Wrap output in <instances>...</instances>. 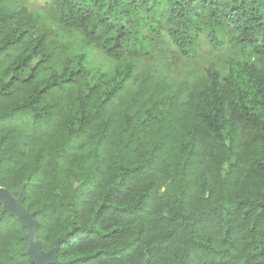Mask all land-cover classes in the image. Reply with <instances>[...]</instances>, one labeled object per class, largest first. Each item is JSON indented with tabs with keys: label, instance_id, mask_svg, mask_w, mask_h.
Wrapping results in <instances>:
<instances>
[{
	"label": "trees",
	"instance_id": "1",
	"mask_svg": "<svg viewBox=\"0 0 264 264\" xmlns=\"http://www.w3.org/2000/svg\"><path fill=\"white\" fill-rule=\"evenodd\" d=\"M40 1L80 36L50 41L26 0H0V186L42 250L264 264V0ZM212 51L173 89L170 67ZM27 234L0 204V264H35Z\"/></svg>",
	"mask_w": 264,
	"mask_h": 264
},
{
	"label": "rangeland",
	"instance_id": "2",
	"mask_svg": "<svg viewBox=\"0 0 264 264\" xmlns=\"http://www.w3.org/2000/svg\"><path fill=\"white\" fill-rule=\"evenodd\" d=\"M27 5L31 9L32 13L38 20L39 25L44 27L48 40L57 44H69L76 42L80 36L79 32L75 29L65 28L57 24L52 18V12L44 3L40 0H26ZM225 51H212V53H202V57L196 60L179 62L177 65L170 67L168 70L172 76H175V80L172 81L174 88L184 87L186 80H192L199 72H202L211 62L222 61L219 56H224ZM93 58V64L97 68H101L105 71H112L114 68V62L106 59L102 53H95L91 55ZM156 65L153 64L152 68ZM0 192L4 193V189L0 186ZM5 206V205H3ZM16 208V207H15ZM18 211V210H17ZM19 214V211L17 212Z\"/></svg>",
	"mask_w": 264,
	"mask_h": 264
},
{
	"label": "water",
	"instance_id": "3",
	"mask_svg": "<svg viewBox=\"0 0 264 264\" xmlns=\"http://www.w3.org/2000/svg\"><path fill=\"white\" fill-rule=\"evenodd\" d=\"M3 189L5 191L4 200L0 201V204L5 205V210H7L11 215L17 216L19 221L28 229V234L25 237V243L28 247L27 254L29 259L35 264L59 263L56 252L64 238L58 239L56 241V247L51 251H43L38 240L39 223L35 219L34 215L23 206V195L15 197L9 190L6 188ZM17 210L19 211V214H17Z\"/></svg>",
	"mask_w": 264,
	"mask_h": 264
},
{
	"label": "snow or ice",
	"instance_id": "4",
	"mask_svg": "<svg viewBox=\"0 0 264 264\" xmlns=\"http://www.w3.org/2000/svg\"><path fill=\"white\" fill-rule=\"evenodd\" d=\"M4 200V193L0 192V201Z\"/></svg>",
	"mask_w": 264,
	"mask_h": 264
}]
</instances>
